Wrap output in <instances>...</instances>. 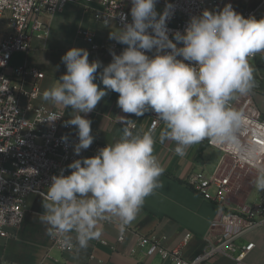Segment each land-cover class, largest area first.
Wrapping results in <instances>:
<instances>
[{"label": "clouds", "instance_id": "clouds-1", "mask_svg": "<svg viewBox=\"0 0 264 264\" xmlns=\"http://www.w3.org/2000/svg\"><path fill=\"white\" fill-rule=\"evenodd\" d=\"M156 4L157 0H131V22L121 15L123 26L109 33V39L126 47L119 55L110 50L107 66L90 62L88 50L78 47L61 57L66 73L43 91L41 99L72 109L64 126L76 129L75 155L92 145V121L85 117L110 91L119 94L117 106L125 114L154 112L165 126L159 142H175L178 156L206 139L220 147H238L244 114L230 103L247 96L254 86L249 59L264 53V18H245L226 4L218 12L205 9L191 17L182 33L167 27L173 6L167 4L158 13ZM120 123L115 142L95 156L75 159L67 165L70 174L62 169L41 194L44 211L39 220L63 249H87L90 241L101 238L102 222L116 224L123 233L146 198L163 187L165 168L154 154L156 123L142 134L132 131L134 120ZM61 140L67 144L69 138L64 135ZM253 163L254 189L264 192V164L255 159Z\"/></svg>", "mask_w": 264, "mask_h": 264}, {"label": "built area", "instance_id": "built-area-1", "mask_svg": "<svg viewBox=\"0 0 264 264\" xmlns=\"http://www.w3.org/2000/svg\"><path fill=\"white\" fill-rule=\"evenodd\" d=\"M96 0H0V16L9 15L11 32L0 43V238L10 237V230L19 228L25 220L27 201L32 195L42 197L51 184V178L64 175L71 170L67 165L85 155L95 156L105 144H96L83 150L79 156L73 152L77 137L68 136V143L62 142L61 128L64 121L62 110H51L37 101L41 95L40 81L44 73L30 66H11L13 57L19 53H28L31 48L32 34H48L49 24L45 17H52L63 11L70 3L81 2L91 10ZM245 8L241 15L245 18L264 17V0H244ZM101 8L93 9L95 21L113 23L117 28L123 26L121 15L131 22V0H99ZM239 0H170L160 2L162 13L167 4H171L172 15L167 27L183 33L191 17L199 16L203 10L220 11L226 4L237 10ZM81 34L91 44L93 50L100 49L95 36L89 30ZM169 37L172 38L171 32ZM182 46V45H178ZM115 48L116 45L110 46ZM259 54V53H258ZM251 57L253 60L257 57ZM152 55V53H148ZM11 70L12 74L8 73ZM230 106L244 114V124L238 134V147L229 149L220 147L206 139V144L221 153V159L213 174L193 173L187 179V185L196 194L212 202L221 209V214L210 224L211 231H217L214 241L192 259L182 256L183 246L192 239L186 233L182 247L168 248L167 237L140 236L138 246L146 249L148 257L159 256L163 263L170 264H214L218 258H227L231 264H252L249 256L255 248L253 242L242 244L240 241L251 233L264 228V201L232 209L228 203L230 196L236 195L240 173L257 171L256 163L264 164V119L254 101L253 91ZM51 122L52 117H59ZM150 128L163 125L154 112ZM48 119V121H44ZM71 129V127H65ZM137 126L132 130H136ZM257 150L259 155L257 156ZM127 229L120 233L118 241L125 239ZM53 247L62 252L71 250L61 248L59 242L51 237ZM0 264H10L1 262Z\"/></svg>", "mask_w": 264, "mask_h": 264}, {"label": "crops", "instance_id": "crops-1", "mask_svg": "<svg viewBox=\"0 0 264 264\" xmlns=\"http://www.w3.org/2000/svg\"><path fill=\"white\" fill-rule=\"evenodd\" d=\"M246 4L244 0H239L236 12L240 14ZM99 8H101L99 0L91 4V10L86 9L81 2H74L54 16L45 17L49 24L48 34L29 32L30 51L16 54L11 63L12 68L30 66L44 73V78L40 81L41 95L37 104L51 110H62L65 116L61 133L70 137H77L76 129L74 126H70L69 130L66 129L64 122L71 118L72 109L69 107L64 110L59 106H53L50 102L43 101L41 97L46 88L66 73L61 57L69 49L73 47L86 49L89 52L90 62L99 60L107 66L112 61L110 50L119 55L126 47L109 39V33L117 28L115 24L94 20L93 9ZM156 10L160 13L161 5H156ZM83 30L93 33L95 43L103 47L93 50L91 44L82 36ZM10 32V16H0V43ZM114 44L116 47L111 48L110 46ZM249 63L254 70L253 78L260 85V89H252L254 101L264 119V53H259L255 59L249 60ZM11 72L8 71L12 74ZM95 82L103 87L99 80ZM118 95L110 91L98 103L96 109L86 115L85 118L92 121L94 141L91 146L115 142L121 135L120 121L125 118L134 120L137 126L136 130H132L134 133L142 134L149 130L152 122L149 113L140 117L123 113L117 106ZM164 127L163 124L154 132L156 138L154 154L165 168L164 174L160 177L163 187L146 198L141 212L126 228L128 231L122 242L118 241L121 232L116 224L102 222L101 238L90 241L87 249L60 251L52 246L51 237L46 231L47 226L42 224L38 217L44 211L43 198L32 195L27 201L24 223L17 229H11L10 237L0 238V263L5 261L10 264H170L163 263L159 256L148 257L146 249L138 246L140 236L157 238L165 236L166 247L172 249L182 247V239L186 233H191L193 237L186 246H183L182 256L185 259H192L200 254L210 241L215 240L217 231H211L210 224L219 217L221 209L190 189L187 179L193 173H203L207 176L213 174L220 162L221 153L208 147L204 140L200 144L188 147L183 157L178 156L174 152L175 142H159V133ZM235 197L236 195L230 196V198ZM257 201H264V192H257L254 189L252 196L247 199V205ZM237 204H241V201ZM230 207L239 209L242 206L238 207L231 203ZM248 242L255 244L249 262L264 264V228L240 241L242 244ZM214 264H231V261L227 258H218Z\"/></svg>", "mask_w": 264, "mask_h": 264}, {"label": "rangeland", "instance_id": "rangeland-1", "mask_svg": "<svg viewBox=\"0 0 264 264\" xmlns=\"http://www.w3.org/2000/svg\"><path fill=\"white\" fill-rule=\"evenodd\" d=\"M256 171H250L248 173H240V178L237 181L236 187L238 188L235 198H230L229 205L235 204L238 207L247 205V199L252 196L254 186L252 181L255 179ZM241 201V204H237ZM246 201V202H245ZM243 202V203H242Z\"/></svg>", "mask_w": 264, "mask_h": 264}, {"label": "water", "instance_id": "water-1", "mask_svg": "<svg viewBox=\"0 0 264 264\" xmlns=\"http://www.w3.org/2000/svg\"><path fill=\"white\" fill-rule=\"evenodd\" d=\"M253 88L252 89H260V85L253 79Z\"/></svg>", "mask_w": 264, "mask_h": 264}]
</instances>
